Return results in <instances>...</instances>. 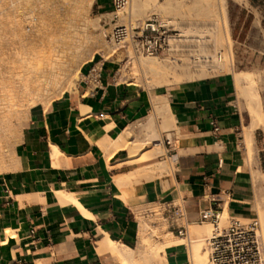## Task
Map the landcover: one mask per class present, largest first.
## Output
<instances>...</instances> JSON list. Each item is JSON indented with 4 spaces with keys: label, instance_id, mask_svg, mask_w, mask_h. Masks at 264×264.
<instances>
[{
    "label": "crops",
    "instance_id": "crops-1",
    "mask_svg": "<svg viewBox=\"0 0 264 264\" xmlns=\"http://www.w3.org/2000/svg\"><path fill=\"white\" fill-rule=\"evenodd\" d=\"M251 61L264 79V52L257 50ZM235 93L231 72L151 93L119 80L113 60L86 61L75 84L47 104H32L12 145L0 147V264H114L98 246L110 240L134 247L135 208L148 203L181 200L187 237L190 224H201V209L249 218L252 171L264 169V133L254 128L248 154L242 132L248 122H242ZM160 97L166 109L157 117L154 100ZM262 97L264 102V89ZM162 123L170 126L171 137L160 130ZM140 124L149 129L147 140L163 137L159 143L172 172L120 188L118 177L157 157H145L155 150L154 142L144 150L135 142ZM122 132L128 139L116 142ZM168 228L180 237L172 221ZM188 260L184 243L165 247L164 264Z\"/></svg>",
    "mask_w": 264,
    "mask_h": 264
},
{
    "label": "bare ground",
    "instance_id": "bare-ground-1",
    "mask_svg": "<svg viewBox=\"0 0 264 264\" xmlns=\"http://www.w3.org/2000/svg\"><path fill=\"white\" fill-rule=\"evenodd\" d=\"M45 1L47 2V0ZM67 1V3L65 2L67 7L65 8V11L59 13V15L54 18H52L51 15V18L48 17V19L23 22L10 18L4 19L3 15L8 7L0 2V130H2V127L6 126V123H8L7 120L9 114L12 112L10 107L11 105H14V102L26 101L27 104H31L35 101V98L37 99V97L42 94L44 95L49 90L51 91L53 87L62 86L63 88H66L68 84L70 86L71 82L74 80L73 72L78 62V52L82 45V39L80 38L82 36L81 32L84 34V30L87 28H85V23L82 22L80 17L83 15L82 10L87 11L90 7V0ZM225 1L226 0H165L160 3L157 8L159 12L178 11L183 22V33H180L179 36L183 38H187L188 36L192 37L193 39H191L190 42H192L197 49L192 50L190 53L187 52L184 56L176 57V55L181 54L177 52L179 50L177 48V42H181L182 39L173 38L170 39V56L159 59V57H140V54L142 53H139V65H142L150 72L152 84L162 83L168 85L198 75L212 73L213 71L211 67H213V64H205L210 61L215 63L214 66H217L218 69L219 67H226V61L222 59V55L217 54L219 52V47L222 45V37L220 35L221 33L216 31L219 26L218 16L221 15L223 20L225 17ZM11 2L13 1L11 0ZM34 2L35 1H33V3ZM39 2L40 1L38 0V3ZM46 2L43 3L42 0L38 4L39 7H42L45 4L48 5L49 1ZM50 4H52L51 1L49 5ZM129 4L131 8L129 10L135 12L138 11L139 7L142 5L140 0H132ZM182 5L188 6L187 8L189 11L181 9L183 8ZM61 6V4H58V7ZM164 21L175 26L178 24L176 19L166 15ZM166 22L164 23L167 24ZM210 29L216 33L213 41H207L205 39V33L209 32ZM211 42L213 43L214 49H210L209 47L211 45L208 43L211 44ZM128 48L129 47H127V50ZM181 50L183 49H180L179 52H182ZM193 57L197 60H194ZM163 72L167 73L169 77H162ZM246 73L240 71L234 72L233 80L236 92L239 95L248 96L251 102L247 112L250 121L242 130L244 136L243 141L245 144L250 145L253 141L254 128L257 126L264 127V113L261 110L260 96L257 94V90L255 91L253 88L255 85L251 86L249 84L250 86H244V83L251 79L250 75H247ZM253 79L254 78L252 77V80ZM248 83H251V80ZM164 109H166L165 98H155V115L157 117H162L165 112ZM126 131L128 132V130ZM127 132L126 134L122 132L116 139V142H123L125 139H128L127 136L129 132ZM161 151L162 146L160 143H155L154 152ZM154 152L145 157L153 155ZM164 163H153L154 165L152 164L147 167L137 168L126 175L118 177L116 182L120 188L132 187L136 181L140 180V176H144L146 177L144 179L150 181L156 177L157 172H168L169 174L170 170L166 166V163ZM161 185L162 188L166 187V184L161 183ZM149 204L150 203L143 205L145 207V205L149 206ZM259 209L257 210V215H259L258 219L261 223L260 232H262L261 236L263 235V242L264 209L262 211ZM140 212H142V210ZM224 214H226L225 211ZM140 215L142 216V214ZM154 216L152 217L154 218ZM143 219L144 220L141 219L139 224L138 241L134 247H128L107 240L106 244L99 245L98 249L100 251H108L112 256L119 259L121 264H156L157 258L159 259V256L165 251L166 246L180 242L184 243L183 238H175L171 232L163 235V233H161V226L163 224L161 226L159 225L160 228L150 227L149 219L145 217ZM189 227L190 236L192 238V243L189 244L191 264H208L206 251L202 249L200 250L201 241L199 242V240H201L200 237L208 236V234H210V224L204 222L203 224H190ZM149 232L151 234L160 232L163 235V238L161 237L163 240H161L160 243L156 242L157 245L150 243L147 237ZM205 239L206 237L203 240Z\"/></svg>",
    "mask_w": 264,
    "mask_h": 264
},
{
    "label": "rangeland",
    "instance_id": "rangeland-1",
    "mask_svg": "<svg viewBox=\"0 0 264 264\" xmlns=\"http://www.w3.org/2000/svg\"><path fill=\"white\" fill-rule=\"evenodd\" d=\"M12 1L13 2H11V0H4V1L0 0V2L4 3V5L5 6L7 5L8 7L5 10L6 12L3 15L4 19L10 18L13 20L23 22V21H30V20L36 21L38 19H48V17L51 18V15H52V18H54L55 16L59 15V13L64 12L65 8H67L65 5V2L67 0H47V2L49 1L48 5L45 4L42 7H39L38 5L42 0H39L40 1L39 3H38V0H12ZM33 1L35 2L33 3ZM50 1L52 4L49 5ZM163 1L165 0H140L142 5L141 7H139V10L136 12L129 10L131 9L130 4H129V6H127L125 11L119 14V18L115 19L116 20L115 22L124 23V24L129 23L131 24V26H137L136 31H139V27L141 26V24H143L144 20L148 18H153L154 16H156L157 20L161 24H165L164 23L166 22L164 21L165 15L168 17H173V19H176V21L178 22L177 26L173 24H169L167 22H166L167 24L165 25L169 27L170 34L171 36H173L171 37V39L173 38L182 39L181 42L179 41L177 42L178 47L177 46L176 47L179 50L178 51L176 50V51L181 54L176 55V57L184 56V54H186L187 52L190 53L192 50L197 49V47L192 42H190V40L193 39L192 37L188 36L187 38L186 37L183 38L179 36L180 33H183L182 32L183 22L181 20L180 14H178V11L159 12L157 10L158 6ZM45 2L46 1L43 0V3ZM130 2H132V0ZM9 4H10V7H9ZM58 4H61L62 6L58 7ZM257 5H261L260 9H262V6H264L262 2H258L257 0H252V2L249 0H226L225 1V17L223 20V17L221 15L218 16L219 26L217 27L216 31H218V33H221L220 35L222 37V45L221 47H219V52L217 54L222 55L223 57L222 59L226 61V67L224 68L219 67L218 69L217 66H214L215 63L211 61L208 63L204 62L205 64H209V65L213 64V67H211L213 71L212 73L210 72V73L198 75L196 77H193L187 80L186 79L181 80L179 82H176L177 84L173 82L168 85L161 83L162 84L161 85V84L151 83L150 72L147 71V69L143 67L142 65H139L140 64L138 61L139 54H135L133 52L130 42L124 44L123 46H117L109 40V32L111 30V27L114 21H111L110 23H108V20L107 22L104 21V18L106 16L110 17V15L103 14L104 12L99 10L94 4V0H90V7L88 8L87 11L82 10L83 15H81L80 17V19H82V22L85 23V28L86 27L87 28L85 29L86 31L84 30V34L83 32L80 31L82 36L80 35L81 37L80 36L79 37L82 39V45L80 46L81 48L79 49L78 57H77L78 66L76 64L74 72H73L74 80L71 82L70 86L68 84L66 88H63L62 86L53 87V89L51 88L52 89L51 91L49 90L44 95L42 94L41 96L37 97V99L35 98V101L32 102L31 104L29 102H28L29 104H27L26 101H17V103L14 102V105H11L10 107L12 112L10 111L11 113L9 114V118L7 120L8 123H6V126L2 127V130H0L1 149L9 148L12 145L14 138L16 136V133H17L15 131L20 126L21 121L25 119L23 117L25 116L28 108L36 102L47 104L53 98L57 97V95L62 93L64 90L70 89L78 79L81 66L86 61L91 60V59L93 60H103V59L113 60L116 63V77L119 80H122L125 83L130 84L131 86H134L136 88L146 89L150 91L151 93H159L162 91H166L172 86L184 84L185 82L192 80L194 78H197V77L210 76V75L223 73V72H231L232 75H234V72H238V71L242 73L247 72L246 74L250 75L251 83H248L250 82L249 80L246 83H244V86L246 85L245 87H247L250 85L251 86L255 85L253 88L255 89V91L257 90L256 92L260 96L259 98L261 101V110L264 113V102H263V97H262V92L264 89L263 73L261 70L257 69L251 61V56L256 57L257 50H259L260 52H264V16H263V12H261L259 8H256ZM187 7L188 6H183V8L181 9L185 11L186 10L189 11ZM225 30H226V33H225ZM215 35L216 33L212 29H210L209 32L205 33V39L207 41L208 40L213 41ZM170 44H171V41L169 42L168 47L164 48L163 50L159 51L156 54H153V55L140 54L141 55L140 57H151V58L159 57V59H162L167 56H170L169 54V51H170L169 49L171 47ZM180 44L183 46H181ZM208 44L211 45L209 46L210 49H214L212 42L211 44L210 43ZM127 47H129L128 50H127ZM180 49H183L181 50L182 52H179ZM194 58L195 57H193V59ZM194 60H197V59H194ZM162 77H169V75L163 72ZM252 77L254 78L253 80H252ZM234 99L236 100V104L238 105V108L240 109V112L242 114L243 124H246L247 122L249 123L250 118H249V115L247 116L248 114L247 112L251 105L249 97L248 96L246 97L244 95H239L236 92L234 95ZM260 127L262 128L263 133H264V127L263 126H260ZM169 129H170L169 125H164L162 123V126H160V130L165 131V133L169 137H171ZM148 130L149 129L147 127L140 124L138 128L136 129V134H133L134 135L133 138L135 142L139 143L140 145L139 147L140 150L147 149L148 147H150L152 142L157 143L155 141H149L146 139L147 134H144V133ZM159 139L160 141H162L163 137L159 135ZM243 144L246 147L248 154H251L252 143L249 145V144H245V142L243 141ZM128 152H129V148H128ZM136 153L138 152H135L134 154ZM129 154L132 155L131 153ZM144 156L145 155H142L138 160L145 159ZM151 157L153 158L156 157L153 160V163H162V162L164 163L165 162L166 166L170 170L169 173L172 172L173 163L169 158H167L163 148L161 152H154V154ZM162 174H168V172H163V173L157 172L156 177L153 180L159 179L162 176ZM141 178L144 179L146 177L140 176L139 179L141 180ZM144 180H148V179H144ZM179 202H180L179 200L174 201L175 204H179ZM147 206L148 205H145L144 207V205H141V206L136 207L139 224H140L141 219L144 220L143 219L144 217L149 219L150 227L152 226V227L160 228V226L163 224L161 226V233H163V235H166L165 233L168 234L169 232H171L170 229L168 228V224L170 221L172 222L176 221L177 223L182 222V220H179L175 216H172V214H170L169 212L164 211L163 204L150 203L149 206L148 207ZM250 206H251L250 217L245 218V219L243 218H239V219L241 221H248L249 219L256 218L260 224V229H261V223H260V220L258 219L259 215H257L258 213L257 210L259 208H260L259 210L261 211L264 209V169H263V172L252 171V200H251ZM141 210L142 212H140ZM140 214H142L143 218ZM152 216H154V218ZM227 217H229L228 214H223L222 219H221L222 225H225L227 223L226 222ZM210 231H211V225H210ZM157 233H153L155 236L151 234L150 232L148 233L147 237L150 243H154L157 245V243H160L161 240H163L162 239L163 235L160 232L158 234ZM205 237L207 236H202L200 237L201 240H199V242L201 241L200 250L202 249L204 251H206L205 250V240H203ZM175 238H180V237H175ZM262 238H263V235H262ZM183 239H184L183 240L184 244L188 248V253L190 254L189 244L192 243L191 242L192 238L190 236L189 226H188V237L183 238ZM263 250H264V240H263ZM111 259L114 264H121L119 259H117L116 257L112 255H111ZM164 260H165V251L159 256V259L157 258L156 264H163ZM185 264H191L190 255H189V260L186 261Z\"/></svg>",
    "mask_w": 264,
    "mask_h": 264
},
{
    "label": "built area",
    "instance_id": "built-area-1",
    "mask_svg": "<svg viewBox=\"0 0 264 264\" xmlns=\"http://www.w3.org/2000/svg\"><path fill=\"white\" fill-rule=\"evenodd\" d=\"M130 0H94L96 7L103 14L110 15L104 21L112 24L109 32V40L117 45L123 46L130 42L135 54L153 55L169 46L171 34L167 25L161 24L156 16L144 20L136 31L137 26L127 23H116L115 19L123 13ZM92 80L97 79V67L90 68ZM164 211L175 216L181 223L173 221L175 234L187 238V217L182 201L179 204H164ZM223 213L213 207L199 210L197 214L198 223L208 222L211 225L209 236L205 239V250L208 264H264V250L260 224L256 218L241 221L239 218L227 217L226 224H221Z\"/></svg>",
    "mask_w": 264,
    "mask_h": 264
}]
</instances>
